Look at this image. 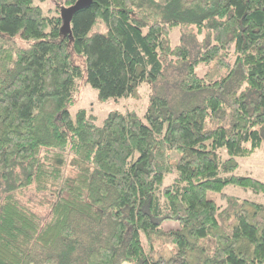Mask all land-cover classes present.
<instances>
[{
	"label": "trees",
	"instance_id": "1",
	"mask_svg": "<svg viewBox=\"0 0 264 264\" xmlns=\"http://www.w3.org/2000/svg\"><path fill=\"white\" fill-rule=\"evenodd\" d=\"M77 1L0 0V264H264V204L224 192L264 195L236 174L264 146V0H92L64 31ZM80 81L155 86L145 120L72 115Z\"/></svg>",
	"mask_w": 264,
	"mask_h": 264
},
{
	"label": "rangeland",
	"instance_id": "2",
	"mask_svg": "<svg viewBox=\"0 0 264 264\" xmlns=\"http://www.w3.org/2000/svg\"><path fill=\"white\" fill-rule=\"evenodd\" d=\"M49 6V4H46ZM102 32L107 31V27L104 23H96L91 30L92 32ZM181 29L179 27L175 28L171 32V42L173 45L181 43ZM8 43H16L20 47H28L30 42L23 40L20 36H15L13 38H4ZM198 40H200L198 38ZM73 63L85 67V60L82 55L73 53L71 56ZM207 67L200 66L197 69V73L202 75ZM155 86L143 83L140 87V93L137 97H121L118 99L110 98L107 100H101L99 98L98 90L93 88L90 84L80 81L79 90L73 95L69 102L68 109L74 115L78 109L85 108L97 117V123L102 124L108 114L112 111H122V112H135L142 119L145 120V114L149 106L150 94L154 91ZM236 174L240 176H253L264 182V146L257 150L252 156L239 158V167L236 170ZM224 192L238 196L242 199H250L254 202L264 204V195H257L248 190L234 185H227L224 188ZM208 196L210 198L217 199L218 194L215 192H209ZM24 200H28L29 205L42 216H46L49 212V198L44 194H38L35 192L26 191ZM167 228L176 227L175 223H164ZM171 251L167 248L164 251L165 256H169ZM123 264H132L125 262Z\"/></svg>",
	"mask_w": 264,
	"mask_h": 264
},
{
	"label": "water",
	"instance_id": "3",
	"mask_svg": "<svg viewBox=\"0 0 264 264\" xmlns=\"http://www.w3.org/2000/svg\"><path fill=\"white\" fill-rule=\"evenodd\" d=\"M92 0H78L74 5L66 8L62 12V17L64 18V31H70V23L72 16L75 12L83 9L91 4Z\"/></svg>",
	"mask_w": 264,
	"mask_h": 264
}]
</instances>
